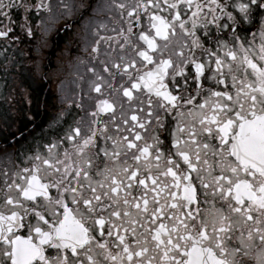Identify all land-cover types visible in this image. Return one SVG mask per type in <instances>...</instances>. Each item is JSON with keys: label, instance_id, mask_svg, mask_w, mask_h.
I'll use <instances>...</instances> for the list:
<instances>
[{"label": "snow or ice", "instance_id": "obj_1", "mask_svg": "<svg viewBox=\"0 0 264 264\" xmlns=\"http://www.w3.org/2000/svg\"><path fill=\"white\" fill-rule=\"evenodd\" d=\"M59 6L107 13L95 95L73 93L62 135L0 154V264H264V0ZM41 11L0 0V52Z\"/></svg>", "mask_w": 264, "mask_h": 264}, {"label": "flooded vegetation", "instance_id": "obj_2", "mask_svg": "<svg viewBox=\"0 0 264 264\" xmlns=\"http://www.w3.org/2000/svg\"><path fill=\"white\" fill-rule=\"evenodd\" d=\"M52 4V12L41 11L38 15L33 16V31L34 35L38 38L37 48L39 50L42 39V22L48 21H60V23L54 26L51 35L52 49L46 52L48 54V63L53 67V71L59 73V75L64 76V79L68 81L71 85L69 93L59 94L53 91L48 92L47 96L48 102L41 109L37 111L35 115L34 123L26 126H21L20 130L10 142L3 145V149L9 153L15 154L25 151L30 145L34 143L46 141L52 138L54 135L60 131L61 128H67L69 124H72L74 119L79 118L83 115L80 110L76 109L74 106L70 105V101L76 97L73 93H77L78 96L83 97L84 93H89L88 80L91 78L90 74L86 71L85 65L89 61L88 51H86V46L88 41L85 40L82 33V29L86 24L89 26L91 20L107 19V13H102L90 20V14H84L81 16L75 8L72 9L71 13L64 8H61V0H48ZM79 0H63V3L68 5H73L78 3ZM93 4H102L104 0H89ZM51 25V23H50ZM67 25V26H66ZM111 26V25H110ZM85 40V41H84ZM65 60V67L62 69L60 66L61 60ZM83 61L84 63H81ZM83 76L84 80L80 81L79 77ZM46 81V77H44ZM56 83V82H55ZM79 85V87H77ZM51 87L50 85L48 86ZM81 89L83 91H81ZM90 95H95L94 93H89ZM84 103L87 105L88 100L84 97ZM64 113L60 124L53 125L49 128V124L57 117L58 114ZM119 113H117L118 115ZM19 140L20 143H16ZM7 142V141H6ZM4 144V143H3ZM23 231V230H21Z\"/></svg>", "mask_w": 264, "mask_h": 264}, {"label": "rangeland", "instance_id": "obj_3", "mask_svg": "<svg viewBox=\"0 0 264 264\" xmlns=\"http://www.w3.org/2000/svg\"><path fill=\"white\" fill-rule=\"evenodd\" d=\"M94 22L95 20H91L89 25ZM44 23L46 25L42 26L44 31L41 45L45 46L47 52L52 49L50 34L60 21L48 20L42 24ZM87 25L81 30L84 36L80 37L89 42L91 35ZM20 35V40L4 45L6 51L0 52V154L7 150L3 149V145L13 140L11 132L17 134L21 126L34 123L37 111L48 102V92L53 89L59 97V94L69 93L71 89V85L64 78L57 81L54 79L53 67L50 72L48 54L44 55V52L37 48L40 43L38 38L35 35ZM3 44L4 42L0 41V45ZM64 62V59L61 60L62 69L65 67ZM6 117L8 123L4 122Z\"/></svg>", "mask_w": 264, "mask_h": 264}, {"label": "bare ground", "instance_id": "obj_4", "mask_svg": "<svg viewBox=\"0 0 264 264\" xmlns=\"http://www.w3.org/2000/svg\"><path fill=\"white\" fill-rule=\"evenodd\" d=\"M40 49L42 52H44V47L43 46H40Z\"/></svg>", "mask_w": 264, "mask_h": 264}]
</instances>
